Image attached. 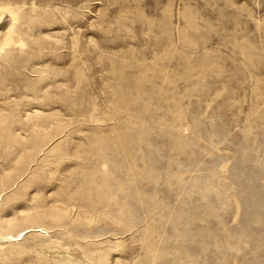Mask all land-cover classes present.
Returning <instances> with one entry per match:
<instances>
[{
	"label": "rangeland",
	"instance_id": "374dc122",
	"mask_svg": "<svg viewBox=\"0 0 264 264\" xmlns=\"http://www.w3.org/2000/svg\"><path fill=\"white\" fill-rule=\"evenodd\" d=\"M19 6L0 264H264V0Z\"/></svg>",
	"mask_w": 264,
	"mask_h": 264
},
{
	"label": "bare ground",
	"instance_id": "6f19581e",
	"mask_svg": "<svg viewBox=\"0 0 264 264\" xmlns=\"http://www.w3.org/2000/svg\"><path fill=\"white\" fill-rule=\"evenodd\" d=\"M24 1L25 0H2V1H0V63L6 64V61H9L11 64H13L15 66V64L17 62H19L20 55L22 53H24L29 48L26 34L22 28V18L24 15L23 10L21 8L22 5L19 6V4L23 3ZM16 4L18 6H16ZM37 21L40 22L41 20H38V19L35 20V23H34L35 27H37ZM39 39H40V37H35L33 40V44H40ZM40 51H41L40 47H34L33 46V49L30 51V53H36V55H38ZM34 58L39 59V58H37V56ZM38 62H39V60H38ZM4 67H3V69L6 70L7 64ZM20 69H21V66H20ZM20 73H21V71H20ZM1 77H4V76L1 75L0 78ZM6 119L7 118L3 119L1 121V123L6 122ZM42 230H44V229L42 228L38 232H40ZM2 233H4V232H2ZM8 235H6V236H8ZM1 253H2V251H1Z\"/></svg>",
	"mask_w": 264,
	"mask_h": 264
}]
</instances>
